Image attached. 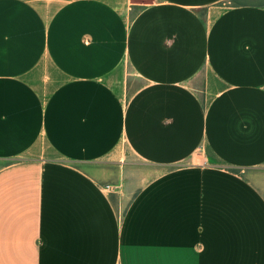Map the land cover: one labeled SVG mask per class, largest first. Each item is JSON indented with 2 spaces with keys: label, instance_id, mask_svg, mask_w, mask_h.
I'll use <instances>...</instances> for the list:
<instances>
[{
  "label": "crops",
  "instance_id": "crops-1",
  "mask_svg": "<svg viewBox=\"0 0 264 264\" xmlns=\"http://www.w3.org/2000/svg\"><path fill=\"white\" fill-rule=\"evenodd\" d=\"M132 3L0 0V264H264V0Z\"/></svg>",
  "mask_w": 264,
  "mask_h": 264
},
{
  "label": "rangeland",
  "instance_id": "rangeland-1",
  "mask_svg": "<svg viewBox=\"0 0 264 264\" xmlns=\"http://www.w3.org/2000/svg\"><path fill=\"white\" fill-rule=\"evenodd\" d=\"M141 2H144L145 0H140ZM139 0H133L132 3V9L130 10V14L132 17L137 14L139 11L138 9L141 7V2ZM140 84V80L138 79H132L131 84H130V90H129V95L136 89V87Z\"/></svg>",
  "mask_w": 264,
  "mask_h": 264
}]
</instances>
